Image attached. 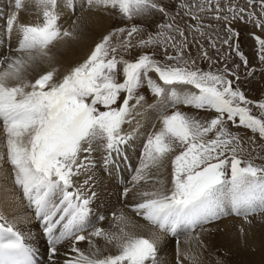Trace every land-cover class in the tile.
Instances as JSON below:
<instances>
[{
  "label": "snow or ice",
  "instance_id": "1",
  "mask_svg": "<svg viewBox=\"0 0 264 264\" xmlns=\"http://www.w3.org/2000/svg\"><path fill=\"white\" fill-rule=\"evenodd\" d=\"M38 3L42 23H18L24 0H14L15 11L7 19L9 36L14 30L18 35L14 51L19 55L0 58V128L5 134L15 183L43 223L51 264H57L58 245L65 241L71 242L72 255L65 253L63 264H158L156 232L145 237L128 230L129 221L123 212L113 214L118 231L91 226L89 217L96 193L87 190L88 179L83 186L76 183V178L94 167L90 159L94 151L102 150L104 167L113 169L114 156L131 138L123 126L132 122L135 109L144 101L139 90L145 86L155 96L167 98L170 93L173 102L212 109L215 116L201 120L180 111L163 115L161 129L146 139L134 181H145L152 169L163 167L171 158V187L156 181L159 187L141 192L133 211L155 228L173 235L180 228L194 229L218 218L225 208L244 216L264 211V164L242 158L241 138L227 127L228 121L236 124L238 118L237 126L264 138V100L248 99L228 78L227 68L219 73L203 71L195 66V60L186 59L187 36L174 22L158 25L157 33L139 39L136 45L132 40L141 32L140 27L117 28L95 45L83 63L65 74L58 75L59 70L53 68L30 78L35 64L51 60L50 48L55 43L73 36L58 24L57 0ZM87 3L116 9L128 20L150 16L154 11L168 15L157 0ZM246 3L253 8L259 4L264 14V0ZM180 7L197 21L200 17L192 12L193 7L200 12L213 10L207 0L199 5L182 3ZM214 10H224L218 0ZM228 12L233 20L244 19L245 8L239 4H229ZM215 18L229 19L219 14ZM170 19L174 21L175 17ZM248 19L264 29V19L256 17L254 11L248 13ZM196 31L203 35L200 28ZM255 39L259 59L264 62V38ZM223 42L229 44L228 39ZM161 46L163 59H158L156 52H144L131 60L121 55V51L131 52L135 47ZM169 49H175V54L170 55ZM202 54L211 59L206 50ZM237 54L247 65L238 45ZM231 75L239 80L235 72ZM185 87L189 88L187 94L178 95L176 89L183 91ZM253 106L259 115L253 114ZM103 219L97 217V221ZM0 221H4L0 222V264H39L24 235L2 215ZM98 239L104 241V247L96 243ZM79 242H86L88 249L77 247ZM109 247L115 252H109Z\"/></svg>",
  "mask_w": 264,
  "mask_h": 264
},
{
  "label": "rangeland",
  "instance_id": "2",
  "mask_svg": "<svg viewBox=\"0 0 264 264\" xmlns=\"http://www.w3.org/2000/svg\"><path fill=\"white\" fill-rule=\"evenodd\" d=\"M83 2L89 5L87 0H57L58 6H61L60 9L62 10H60V12L58 10L60 15L58 24L62 29H68L67 31L73 33L72 37H65L61 40L67 41L70 39L72 42L64 45L63 50H59L57 54L51 55L50 61L46 60L35 64L30 70V78H34L38 74L52 70L53 68L59 70L58 75L65 74L71 67L83 63L94 50L95 45L99 43L105 35H108L117 28H130L132 25L140 27L141 32L136 34L132 40L133 45H136L139 39H146L149 34L157 33L159 31L158 25L174 22L185 31L187 36L188 42L185 49L187 53L186 59H189V61L195 60V66L203 71L219 73L227 68L228 78L233 80L234 86L240 87L248 99L252 101L264 100V62H261L259 59V44L255 39L257 36L264 38V29L257 27L254 22H250L248 19V13L253 11L256 17L264 19V14L261 13L259 4L253 8L248 6L246 0H218L220 7L224 10L217 13L214 10L217 0H207V3L213 10L200 12L196 7L192 9V12L200 17L199 21L193 19L191 15L186 14L187 9L181 8L180 5L182 3L199 5L205 3V0H157V3L165 7L168 13L167 16L154 11L150 16L133 20L123 18L116 9L93 6V13L102 15L97 24L82 25V31L80 29L75 30L74 28H77L80 24L79 21L73 23V26H71L70 23L73 22L72 20H75V15L79 12L77 11L80 8L79 5ZM229 4H239L241 7L245 8L243 20H233L231 18L232 14L228 12ZM25 5H28L30 8L24 7L23 10H21L25 12L24 14H35V10L33 9L35 6L36 8L38 7V12L42 14L38 0H26ZM79 10L82 11L85 10V8L82 7ZM14 11L15 8L10 10L7 16L3 18V25L0 24V26L2 25L1 27L4 31L2 36L6 39V43L10 42L13 47L17 48V33L14 30L9 36L7 32V19ZM27 11L28 14L26 13ZM217 14L220 16L227 15L229 19L217 20L215 18ZM37 17H29V21H35L36 23L38 21L39 23L43 22L41 16L38 17L40 18L38 21L33 20V18L37 19ZM170 17H175V20L172 21ZM196 28H200L203 35L200 31H196ZM229 28L232 29V32L228 31ZM234 33H238L239 35H234ZM115 39L116 38H114V42ZM225 39L229 40V44L223 42ZM61 40L59 41L61 42ZM213 42L215 43V47H213ZM13 43H15V46ZM237 45L239 52H242L244 57L247 58V65L243 63L240 56L237 54ZM204 50L208 52L211 57L210 60L203 57L202 53ZM144 52L149 54L156 52L157 58L163 59L162 46L159 48L149 47L143 49L135 47L131 52L121 51V55H123L125 59L131 60L138 54ZM175 52V49H169L170 55H174ZM233 72L239 76V80L231 75ZM139 95L144 96V101L135 109L132 122L123 126L124 133L129 134L130 137L138 136V141L132 142L131 137L126 144L121 145L119 153L116 154L119 159H121L126 151H132L135 147L140 150V155L143 157L147 136L156 132L154 127L162 123L161 118L163 115H170L175 111H180L188 116L201 120H209L215 116V112L212 109H196L185 104L171 108L168 105L166 106L168 107L167 109L158 111V107H161L162 103L166 105V103L171 100L170 98H172V96L170 93L167 98L155 96L151 89L146 86L139 90ZM131 103L134 104L135 101ZM253 114L259 115V110L254 106ZM225 119H227V117H225ZM238 123V118L236 124L228 121L227 127L233 135L241 138L243 151H241L239 155L244 159H251L256 164H264V138H261L258 133H254L250 129L237 126ZM142 137L144 139H142ZM129 145L130 149L132 148L131 150L129 149ZM100 152H102V150H100ZM94 153L95 151L93 154ZM166 168V183L164 182V185L166 188H170L172 179L171 158L165 160L163 169ZM113 169L118 170L119 168L117 169V167L114 168L113 166ZM113 169L111 171L114 174L115 172H113ZM232 221H237L239 223H232ZM232 229L233 232H235L233 236L230 234ZM184 232L179 234L178 237H175L176 241L174 240L172 243L173 247L178 240L186 236L193 235L194 237L190 244L184 247L187 248L186 250L184 248L178 249L176 245L174 257L171 258L173 264H264V211H257L247 216L237 214L221 215L216 218V220L214 219L213 221L203 223L195 229L186 228ZM166 234L170 235L169 232H162L158 229V245L165 240ZM161 257H163L162 251H158V264L159 261L162 260Z\"/></svg>",
  "mask_w": 264,
  "mask_h": 264
},
{
  "label": "bare ground",
  "instance_id": "3",
  "mask_svg": "<svg viewBox=\"0 0 264 264\" xmlns=\"http://www.w3.org/2000/svg\"><path fill=\"white\" fill-rule=\"evenodd\" d=\"M25 1L26 0H24V3ZM28 5H25L24 7L30 8ZM60 7L61 6L57 7V11L59 10V12L61 10ZM79 7V9L84 7L85 10L80 11L78 9L77 11L79 12L76 13L75 20H72L73 22L70 23V25L73 26V23L79 21L80 24L78 23L79 26L77 25L78 27L74 28L75 30H81L82 25H96L98 20L102 17V15L93 13V6H89L84 2L81 3ZM12 8L14 9V0H0V24L3 25V18L7 16V14ZM35 8H33L35 10V14L33 15H31L32 13L28 14V11L26 12L28 15L24 14L25 12L20 11L18 23L38 24V19H40L38 17L41 16L42 19L43 17L42 14L38 12V7L36 9ZM35 16L38 17L37 19L33 18V20H37L38 22H30L29 17ZM1 26L0 58H3L5 56L19 55V53L14 51L16 48L13 47L10 42L6 43V39L2 36V33H4V31ZM16 39L18 38L16 37ZM71 42L72 40L70 39L67 41H58L57 43H55L54 46L50 48L51 55L57 54L59 50H63L64 45H67ZM13 45L15 46V43H13ZM6 64L7 62H5L4 67H6ZM0 71H3V67H0ZM179 90L181 89L177 88L176 92L178 95L182 96L184 94H187L189 88L185 87L183 91ZM170 99L171 100L166 103V105L162 103V106L158 107V111L167 109L168 107L166 106L168 105L171 108L183 104L173 102V98ZM161 127L162 123H159L154 128L157 132L161 129ZM137 137L138 136L132 137V142H137ZM142 139L144 138L142 137ZM6 153L7 149L5 146V134L2 128H0V215L4 217V220L7 221V223L12 224L18 231H20L24 235L26 243L33 249L39 264H51L49 260L50 253L48 252L49 245L47 244V239L42 231V221L34 217L31 209L28 207L27 197L24 196L22 189L15 183L13 167L8 161ZM103 155V151H95L94 154L91 153L90 159L94 161V167L90 169L88 174H84L76 178V183L82 186L84 184V180L88 179L89 184L86 186L87 190L89 192L96 193V198L93 200L92 204V213L89 217L90 225L106 230L118 231V227L116 226L117 221L113 218V214L119 215L121 212H123L129 221V224L127 226L128 230L134 231L136 234L143 235L145 237H149L152 232H156L158 235V229L151 225L148 221H146L142 216L137 215L133 211V206L140 202L141 197L139 194L141 192L152 190L154 187H159L156 181L159 180L166 183L165 174L168 167L166 169H163V167L159 169H152L147 174L145 181H140L139 183H136L134 181V177H136L137 171L143 159V157L140 155V150L138 148L135 147L134 149H132V151H126L125 154L121 157V159L117 158L116 155L114 156V160L116 161L114 168H119L118 170L113 169V172H115L114 174L112 173V171L104 167ZM125 190H128L127 195H124ZM225 214L236 213L232 212L230 208H225L221 215ZM100 216L104 217V219L97 221V217ZM232 223L239 222L232 221ZM185 230L186 228H180L177 230V233L175 235L171 233L170 235L166 234L165 240L159 243V245L157 243L158 251H162L163 256L161 257L162 260L159 261V264H173L171 258L174 257L176 245L178 246V249H181L187 247L190 244L192 238L194 237L193 235H189L178 240L177 243L175 242L176 245H174L173 247L172 243L176 239L175 237H178L179 234H182ZM230 234H232V236L235 234V232H233V229L230 231ZM70 243L71 242L69 241H65L61 245H58L59 251L57 256L55 257L57 264H63V261L66 258L65 253H68L69 257L72 255ZM96 243L99 246L104 247L103 240L98 239ZM76 246L84 250L88 249V244L86 242H79V244H77ZM184 249L186 250L187 248ZM108 251L114 253L115 249L109 247Z\"/></svg>",
  "mask_w": 264,
  "mask_h": 264
}]
</instances>
